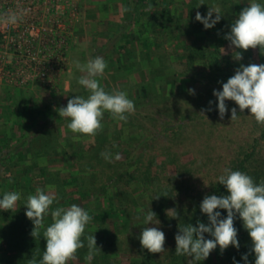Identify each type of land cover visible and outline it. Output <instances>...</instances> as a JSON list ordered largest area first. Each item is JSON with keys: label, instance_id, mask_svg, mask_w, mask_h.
I'll return each mask as SVG.
<instances>
[{"label": "rangeland", "instance_id": "rangeland-1", "mask_svg": "<svg viewBox=\"0 0 264 264\" xmlns=\"http://www.w3.org/2000/svg\"><path fill=\"white\" fill-rule=\"evenodd\" d=\"M71 1L76 12L71 14L66 5L64 18L71 26V35L64 69L47 78L32 76L22 85L0 81V137L8 139L5 146L0 143V156L16 150L20 137L35 135L23 146L24 155L16 151L17 157L12 159L15 163L5 160L6 164L0 166V184L5 188L0 199L6 192L20 193L22 185L27 189L26 194L20 193L22 199L14 210H0V264H10L11 259V264L20 262L16 258L18 246L2 233L9 222L5 211L15 217L21 214V224L33 229L32 220L25 215L26 200L38 188L57 197L52 210L76 204L92 216L84 234L94 235L100 250L91 260L75 256L74 264H129L143 259L150 253L140 243L147 226L159 228L166 237L165 251L155 253V259L163 264H186V260L194 264L192 257L177 256L176 249L172 251L179 220L186 214V176L200 187L217 181L231 158L259 135L260 124L250 110L241 112L235 104V120H231L232 108L223 119L212 111L218 102L214 90L222 91L223 83L242 63L235 59L239 51L230 41H221L216 56L232 65L217 64L211 70L206 60L197 59L191 64L187 59V46L204 45L206 37L216 36L220 22L228 24L231 14L222 11L221 0ZM234 1L238 14L252 2ZM213 6L220 9V21L208 32L195 27L201 23L195 19L197 11L207 16ZM215 16L214 12L212 19ZM97 56L104 58L107 68L96 79L108 93L125 91L135 104V112L126 114L127 122L105 112L103 129L95 136L73 133L67 126L70 118L60 117L59 109L76 95H89L78 84L86 73L80 72L73 61L84 64ZM255 56L253 63L245 60L244 64L258 65L259 56ZM166 122L178 125L174 135L164 132ZM148 133L153 135L145 142L144 156L138 164L144 171L126 184L120 173L127 157L124 148L138 144ZM102 152L111 153L110 161L101 156ZM117 153L119 160L115 159ZM154 159L163 170L157 175L160 184L148 175L150 167L152 173L156 172ZM44 168L47 171L42 175ZM121 186L126 188L120 191ZM160 190L161 195L156 193ZM150 210L156 218L145 225L144 216ZM173 210L178 214L176 218ZM52 222L49 213L44 224ZM43 231L40 229V243L33 249H46ZM110 232L115 233V239L106 235ZM83 243L88 254L87 241Z\"/></svg>", "mask_w": 264, "mask_h": 264}, {"label": "clouds", "instance_id": "clouds-1", "mask_svg": "<svg viewBox=\"0 0 264 264\" xmlns=\"http://www.w3.org/2000/svg\"><path fill=\"white\" fill-rule=\"evenodd\" d=\"M214 12L216 16L212 19ZM3 15L9 23L17 22L16 14ZM195 19L203 23L205 29H210L220 21V9L216 6L209 7L207 16H202L197 11ZM225 39L236 49L247 51L259 47L264 54V4L252 0L249 6L243 8ZM242 58L241 53L236 52L235 59ZM73 64L80 72L86 73L78 79V84L83 86L89 95L87 98L76 95L68 100L66 107L59 109L60 117L70 118L68 128L73 133L95 136L103 129L101 121L105 112H109L115 119L127 122L126 114L135 112L134 102L128 98L125 91L106 92L96 79L102 77L107 68L104 58L97 56L84 64L74 60ZM213 95L217 98L221 119L228 110L225 101L231 100L239 106L241 112L245 109L250 110V115L255 121L264 125V64L241 65L235 75L223 83L222 91L214 90ZM237 118V110L232 108L231 120ZM101 156L107 161L111 159V153L108 152H102ZM120 158V154L117 153L115 159ZM218 181L226 187L228 195L204 197L200 208L202 213L207 214L210 223L208 225L198 223L196 227L191 224L179 227V232L175 236V254L187 255L193 258L192 261L199 262L207 259L217 246L222 252L230 245L238 249L240 245L237 229L234 227V218L238 213L252 240L255 264H264V181L257 184L248 174L231 169H225ZM20 198L19 192H6L0 199V210H14ZM56 199L55 195L39 188L34 195L29 194L27 197L25 215L34 224L31 235L35 239L39 238L40 229L43 228V237L46 239L42 259L37 261L32 257L29 264H68V261L75 258L77 251L84 247L82 237L92 216L76 204L52 210L51 206ZM217 209L227 210V217L220 219L221 213L216 211ZM49 213L53 222L45 226L44 218ZM173 213V218H176L177 212L173 210ZM154 218L156 214L150 210L145 214L143 223L152 224ZM157 223L159 224V221ZM205 233L210 234L213 239H205ZM86 239L88 247L86 259L91 260L100 249L94 235H88ZM165 240V233L157 227H144L140 235L142 247L153 254L165 251ZM242 259L247 264V254L243 255Z\"/></svg>", "mask_w": 264, "mask_h": 264}, {"label": "trees", "instance_id": "trees-1", "mask_svg": "<svg viewBox=\"0 0 264 264\" xmlns=\"http://www.w3.org/2000/svg\"><path fill=\"white\" fill-rule=\"evenodd\" d=\"M221 1L222 2L220 5V8H222V11H225V12L231 14V16L228 19V24L225 23V21L220 22V24L218 25L219 30L216 29L217 30L216 36L210 37V38L206 37L205 38L206 43L204 45H197V46L194 45V47L191 45L187 46V59H188V62H191V64L192 63L194 64L197 61V59H198V61L206 60L208 65L210 66L209 68L211 70H213L212 67H217V64H218V66L220 64L232 65V64H229V60H228V62L225 60H222V58L220 60V57H217L216 55H219V52L217 53V50L221 49V47H222L221 43L223 41L225 42V40L227 41V39H225V37H226V35H228L230 33L231 25L238 18L239 14H238V11L236 10L237 4L234 0H228L231 3L230 2L227 3L224 0H221ZM257 2L264 4V0H257ZM197 25L199 28H202V29L206 30L207 32L210 30V29H205L204 25L201 23L196 24L195 27H197ZM217 47H218V49H217ZM237 50L241 53V55L243 57L241 59L242 63L239 65V67L241 65L247 66L244 64L245 60H250V62L253 63V59L256 57L255 53L259 56V59H258L259 64H264V54H262L259 47H257L256 49H249L247 51H244L241 49H237ZM217 104H218V102H216L215 106L212 108V111L219 113ZM225 104L227 106V109L229 110L236 103L234 101H231V100H226ZM21 122H23V120ZM21 122L17 123V126L21 125ZM24 123H25V121H24ZM164 126L166 129L164 132L168 136H172V135H174L173 132L175 131V129L177 128L178 125L176 126V124H174V123L166 122V124H164ZM152 135L153 134L148 133L139 140L138 144H134L131 146L127 145L124 148L127 151V157L125 158L124 165L121 168L120 173H121V179H125L126 184H129V183L135 181L137 178H139L138 176L141 174V173L138 174L139 171H144V170H142L141 166H139L140 162L144 156L142 154V149H143L145 142L150 137H152ZM34 137H35V135H33V134L24 135V136L20 137L18 139L19 142H18V145L16 147V150H14V151L10 150L7 153H4L3 155L0 156L2 158V159H0V166L2 164H6L4 162L5 160H7V161L10 160V164L15 163L12 159L14 157H17L16 153L18 152L17 154L24 155L23 146L26 144V142L28 140H31ZM0 140H1L0 143H3L4 146L6 145V143L8 141L7 137H3V136L0 137ZM1 151H2V149H1ZM33 155L36 156V153H34ZM157 161L158 160L154 159L153 165H152V167L154 165H156L155 166L156 172L152 173V170L150 167V169L148 170V175H150L152 177V180H154L155 182L160 184V182H159L160 177L157 175H159V172L162 170V168L158 167L159 165L157 164ZM157 168L158 169L160 168V170L157 171ZM133 169H135V170H133ZM226 169H231L233 171H235V170L242 171V172L248 174L249 176H251L254 179V182H256L257 184H259L261 181H264V125L260 124L259 135L255 138L254 142L249 144L248 146H246L245 149H242V150L240 149L237 152V154L233 158H231ZM43 171L46 172L47 171L46 168H44L42 170V175L44 173ZM135 171L137 172L136 174H135ZM22 177H24V176L22 175ZM28 178L30 181V177H28ZM186 179H188V183L186 182V214L182 215L183 217L181 216V218L179 220V224H180L179 227H183L187 224H191L192 226L196 227V226H198V223H204V224L208 225L210 223V221L207 217V214L202 213L201 208H200L202 200L204 199V197L206 195H216L218 197L226 196V195H228L227 189L224 185L220 184L218 180L212 181L211 183H209L207 185L204 184L202 187H200L197 185L198 183H196V181H194L191 178V176L190 177L186 176ZM175 186L176 185H173L171 187L172 190L175 189ZM123 188H126V187L121 186L120 191H123ZM21 189H22V191L20 193L26 194L27 189L25 187H23V185L21 186ZM3 192H5V188H4L3 184L1 183L0 184V193L3 194ZM124 192H126V191H124ZM161 192L162 191L160 190L156 193L161 195ZM21 199H22V196L20 198V201H21ZM140 199L141 198H138V200H140ZM156 201H158V200H155V202ZM216 211H219L221 213L220 219H224L227 217V210L217 209ZM5 215L7 216L9 222L7 225L8 226L7 230H4L2 233L5 232L6 234H3V236H6L8 238V241H12L13 245L16 244L18 246V250H17L18 254L16 255L17 260L20 261L18 264H29L31 257H33L35 255H38V258L36 257L37 261L42 259V257L40 258L39 253L41 252L42 253L41 256H42L44 250H42L40 248V246L38 247V249H36V248L33 249V247L38 245L40 243V241L33 238V236L31 235V232L33 231L32 227L28 226L26 228L24 226V224L23 225L21 224V218H22L21 214H17L15 217L14 215H11L9 212L5 211ZM101 216L102 215H100L99 217H101ZM234 227L237 229V239H238L239 245H240L238 249L236 247L230 245L227 249H225L222 252L220 247L217 246V248L215 250H213L214 254L210 253V255L207 259L199 261V262L194 261V264H245V261L242 259L243 255H245V254H247V256H248L247 264H255L256 256H255V253L252 251V247H253L252 240L249 236L248 231L244 228L243 221L239 217L238 213L236 214V216L234 218ZM106 235H108V237H110L112 239H115V236H114L115 233L110 232V233H107ZM87 236H88L87 234H84V236L82 237L83 242L87 241V239H86ZM204 236H205V239H213V237L208 233H205ZM175 249H176V241L174 239V246L172 248V251H174ZM96 253H97V251H96ZM76 256L80 259L84 258L85 256H87V252H86V250H84V248L79 249L76 253ZM186 257H188V256L186 255ZM9 263L10 264L13 263L12 259L10 260ZM74 263H75L74 259L68 261V264H74ZM129 264H163V262L161 263L160 260L155 259L153 253H148L143 259L131 261ZM186 264H190V263L187 262V260H186Z\"/></svg>", "mask_w": 264, "mask_h": 264}, {"label": "built area", "instance_id": "built-area-1", "mask_svg": "<svg viewBox=\"0 0 264 264\" xmlns=\"http://www.w3.org/2000/svg\"><path fill=\"white\" fill-rule=\"evenodd\" d=\"M70 1L0 0L1 82L22 85L32 76L47 78L64 69L71 35L65 8L76 12ZM4 13L16 14L17 22L9 23Z\"/></svg>", "mask_w": 264, "mask_h": 264}]
</instances>
